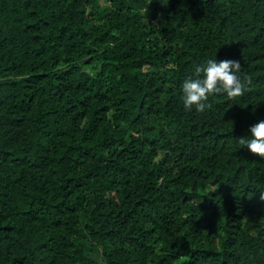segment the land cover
<instances>
[{
	"label": "trees",
	"instance_id": "16d2710c",
	"mask_svg": "<svg viewBox=\"0 0 264 264\" xmlns=\"http://www.w3.org/2000/svg\"><path fill=\"white\" fill-rule=\"evenodd\" d=\"M260 120L264 0H0V264H264Z\"/></svg>",
	"mask_w": 264,
	"mask_h": 264
},
{
	"label": "clouds",
	"instance_id": "9594fccd",
	"mask_svg": "<svg viewBox=\"0 0 264 264\" xmlns=\"http://www.w3.org/2000/svg\"><path fill=\"white\" fill-rule=\"evenodd\" d=\"M241 64L235 60L209 59L204 64L194 69V75L186 78L182 83L183 106L186 111L193 108L197 112H204L211 108L207 103L210 96L226 95L229 99L241 97L248 90L247 85L252 83L251 78H246V83L241 81L238 73ZM242 146H247L251 153L264 157V120H260L250 127V135L238 140ZM264 200V191L261 193Z\"/></svg>",
	"mask_w": 264,
	"mask_h": 264
}]
</instances>
